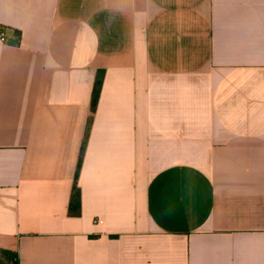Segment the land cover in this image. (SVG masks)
<instances>
[{
	"label": "crops",
	"instance_id": "1",
	"mask_svg": "<svg viewBox=\"0 0 264 264\" xmlns=\"http://www.w3.org/2000/svg\"><path fill=\"white\" fill-rule=\"evenodd\" d=\"M0 26V261L264 264V0H0Z\"/></svg>",
	"mask_w": 264,
	"mask_h": 264
},
{
	"label": "trees",
	"instance_id": "2",
	"mask_svg": "<svg viewBox=\"0 0 264 264\" xmlns=\"http://www.w3.org/2000/svg\"><path fill=\"white\" fill-rule=\"evenodd\" d=\"M103 77H104V72L98 71L92 92V101H91L92 111L95 110L96 105L98 103ZM84 148H85V141L82 146V151L78 162V168L75 175V181L70 195V200L68 205V214L70 216H80L81 214V196H80L81 194L77 184V179H78ZM2 257L3 260L0 261V264H18V254L16 252L4 250L2 251Z\"/></svg>",
	"mask_w": 264,
	"mask_h": 264
},
{
	"label": "built area",
	"instance_id": "3",
	"mask_svg": "<svg viewBox=\"0 0 264 264\" xmlns=\"http://www.w3.org/2000/svg\"><path fill=\"white\" fill-rule=\"evenodd\" d=\"M5 28L3 26H0V42L2 43H8L9 39L5 33Z\"/></svg>",
	"mask_w": 264,
	"mask_h": 264
}]
</instances>
